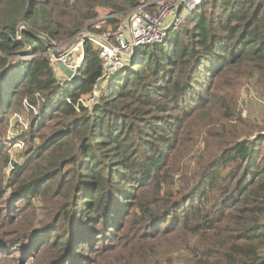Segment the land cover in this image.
Listing matches in <instances>:
<instances>
[{
    "label": "trees",
    "instance_id": "16d2710c",
    "mask_svg": "<svg viewBox=\"0 0 264 264\" xmlns=\"http://www.w3.org/2000/svg\"><path fill=\"white\" fill-rule=\"evenodd\" d=\"M158 1L0 0V142L30 115L18 159L0 148V264H264V122L240 94L264 90V0H204L91 107L90 42L80 81L54 75L56 45Z\"/></svg>",
    "mask_w": 264,
    "mask_h": 264
},
{
    "label": "built area",
    "instance_id": "2783aa9c",
    "mask_svg": "<svg viewBox=\"0 0 264 264\" xmlns=\"http://www.w3.org/2000/svg\"><path fill=\"white\" fill-rule=\"evenodd\" d=\"M203 2L204 0H160L157 2L154 12L148 9V4L140 5L122 17L114 28L110 27L102 31L101 27L97 26L96 31L84 30L72 44L56 45L52 49L51 67L53 72L57 79L60 80L59 77L65 79L58 67V61L60 60L72 68L81 66L85 56V45L90 42L93 48L100 52L102 67V79L90 95V105L92 106L100 97L101 90L107 82L126 69L138 48L163 45L170 32L168 29L173 24L174 28L179 27L196 13ZM181 4H183V11L176 19ZM55 55H58L59 59H56ZM62 82L64 84L73 83L63 80ZM259 137L264 138V132ZM259 137L255 134L251 140H256Z\"/></svg>",
    "mask_w": 264,
    "mask_h": 264
},
{
    "label": "rangeland",
    "instance_id": "374dc122",
    "mask_svg": "<svg viewBox=\"0 0 264 264\" xmlns=\"http://www.w3.org/2000/svg\"><path fill=\"white\" fill-rule=\"evenodd\" d=\"M160 1V0H159ZM107 17L103 18L105 20ZM101 28L106 30L109 28L108 24H102ZM55 75V74H54ZM60 80L67 82V79L63 77ZM258 80V79H257ZM257 80H248L244 82L241 88V101L243 103L242 112L244 116H250L251 118L259 119L260 121L264 122V90L262 87L259 88V84ZM72 81V80H70ZM74 85L72 83H68L63 85V88L69 89L71 86ZM82 104L86 107H91V96L86 95L83 96ZM30 115L24 114H14L10 120L9 130H8V140L4 143L0 142V148L3 152H5L3 147H6V151L10 154L11 160H17L19 154L24 149L25 144L19 142L17 140L21 133L27 131L25 127H29ZM257 135V134H256ZM19 145V146H18ZM6 152V153H7ZM13 165L7 167V172H10Z\"/></svg>",
    "mask_w": 264,
    "mask_h": 264
},
{
    "label": "water",
    "instance_id": "95a60500",
    "mask_svg": "<svg viewBox=\"0 0 264 264\" xmlns=\"http://www.w3.org/2000/svg\"><path fill=\"white\" fill-rule=\"evenodd\" d=\"M183 11V4L179 6V9L176 14V19H178ZM174 29V24L168 29V31H171ZM56 59H59L58 55H55ZM58 67L60 71L63 73L64 77L67 79V81L72 80V82H78L82 78L81 76V66H78L76 68L68 67L60 60L58 61Z\"/></svg>",
    "mask_w": 264,
    "mask_h": 264
}]
</instances>
